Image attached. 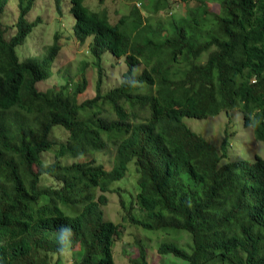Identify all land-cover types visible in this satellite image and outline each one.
<instances>
[{
    "label": "trees",
    "instance_id": "obj_1",
    "mask_svg": "<svg viewBox=\"0 0 264 264\" xmlns=\"http://www.w3.org/2000/svg\"><path fill=\"white\" fill-rule=\"evenodd\" d=\"M37 1L0 0V264H59L62 226L73 233L72 264H115L122 231L104 219L106 193L118 195L135 229L190 236L189 251L160 243L161 257L264 264V160L236 152L229 160L235 131L224 129L217 146L186 122L223 113L232 123L237 114L240 129L264 144V0H195L165 23L146 14H171L172 0H126L133 7L114 24L87 0H52L72 25L57 22L52 43L22 59L18 49L40 24L29 21ZM61 38L89 59L60 68L61 83L40 90L54 76ZM108 60L125 67L109 89ZM250 118L261 121L255 130ZM103 153L110 169L96 161ZM47 154L54 160L44 164ZM130 163L129 192L113 185L126 183ZM136 248L132 263L149 264L145 247Z\"/></svg>",
    "mask_w": 264,
    "mask_h": 264
},
{
    "label": "rangeland",
    "instance_id": "obj_2",
    "mask_svg": "<svg viewBox=\"0 0 264 264\" xmlns=\"http://www.w3.org/2000/svg\"><path fill=\"white\" fill-rule=\"evenodd\" d=\"M87 5L90 9L94 11H98L99 9L104 8L107 11L109 20L112 24L116 23L122 15H127L133 7V1H126V0H103L101 3L98 0H87ZM187 2L183 0H172L171 6V14L165 15L164 13L159 14H146L148 15L153 22L155 20H161L163 23L167 21V19L172 16L174 19H180L185 12L186 9L189 7H194L197 5L195 0H190L187 5ZM64 7L67 9V4L64 2ZM62 7V8H64ZM64 8V11H65ZM210 8L213 12L217 11V6L215 4H210ZM64 17L61 15L55 14V9L52 0H38L36 2L35 8L32 13L29 15V21H35L37 17L40 18V24L35 28L34 32L31 34L30 38L28 37L24 46L18 49V55L21 58H26L29 56H35L40 53L41 49L44 46L50 45L53 41V33L57 29V22L60 23L61 27L64 25L71 26L72 20L69 19V16L63 14ZM145 15V12H144ZM15 20V18L9 16L7 20L8 23ZM148 31L147 28L142 29L141 31L136 33V37H140ZM135 37V39H137ZM60 46V51L57 56V59L54 61L52 71L54 72V76L51 80L42 81L38 84V89L40 90H47L55 85H58L60 79L58 77V70L60 68H65L71 66L77 68L79 63L85 59H89L87 51L85 48H80L79 45L75 44L72 41H66L65 39L61 38L58 41ZM72 62V63H71ZM105 68L107 71V83L109 88H113L118 85L121 79V71L125 70V67L121 66L122 62H119L115 65L113 61H106ZM110 63H112L110 65ZM114 64V65H113ZM86 72L87 76L89 77L92 75L90 69H87ZM90 83L94 81L89 77ZM93 89H88L85 96L88 95L89 97L92 96ZM84 96L80 98L83 101ZM232 123H229V117H225L223 113L215 116L209 117L206 120H193V119H186L188 127L195 132L196 134L204 137L209 142L213 143L214 145H219L221 139L223 138V131L227 129L229 133L235 131V137L230 141L229 145V152H228V159L231 160L233 153L236 152L246 161L252 160V155L256 154L264 160V144L256 142L252 139L251 134L248 131H242L240 129L239 124L240 117L239 115L233 114L231 117ZM239 126V127H238ZM58 134V133H56ZM61 135V134H58ZM61 137L64 139L65 134L62 133ZM111 154L103 153V154H96L95 158L96 161L103 164L106 169H110L111 161L109 160ZM52 155H45L43 157L44 164L51 163L53 161ZM81 160V159H79ZM67 163H71L72 160H65ZM136 173L133 167V164L130 163L128 165V173L125 177L126 183L118 181L114 183L113 186L119 185L125 188V190L132 191V183H135ZM46 180L47 178L44 177ZM115 188V187H113ZM123 192V191H122ZM99 194V193H98ZM107 196V205L104 206L103 209V216L104 219L107 221H111L117 223L119 227L121 226V236L117 239L115 246L113 248V257L115 264H133L132 260L138 258V248H136L137 243L141 244L145 247L146 251V261L149 264H187L186 262L174 258L172 256H164L161 257L157 252V247L160 243H176L182 246L185 250L189 251L188 245H190L191 240L190 236L183 232L182 236L179 240L175 239L173 231H154V232H146L144 233L142 230H137L133 226H131L126 219V211H124L119 203V197L116 193H106ZM125 204L127 208L132 206L131 212L138 213L137 207L135 206L134 202L132 205L129 204L128 200H125ZM75 249V248H73ZM73 251L71 250V253ZM54 260L57 256H53ZM61 262L59 264H72V257L68 258H60Z\"/></svg>",
    "mask_w": 264,
    "mask_h": 264
},
{
    "label": "clouds",
    "instance_id": "obj_3",
    "mask_svg": "<svg viewBox=\"0 0 264 264\" xmlns=\"http://www.w3.org/2000/svg\"><path fill=\"white\" fill-rule=\"evenodd\" d=\"M251 123L249 124V128L255 130L260 126L261 121L255 118H250ZM73 233L71 229L67 226H62L58 232V247H57V255L61 258H68L71 256V247H72V237Z\"/></svg>",
    "mask_w": 264,
    "mask_h": 264
}]
</instances>
